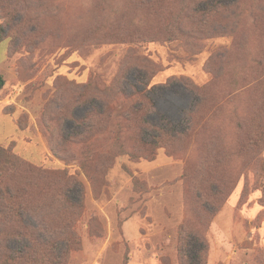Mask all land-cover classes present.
Instances as JSON below:
<instances>
[{"label":"rangeland","instance_id":"374dc122","mask_svg":"<svg viewBox=\"0 0 264 264\" xmlns=\"http://www.w3.org/2000/svg\"><path fill=\"white\" fill-rule=\"evenodd\" d=\"M200 1L0 0V264H59L56 252L65 250L64 264H185L180 248L189 233L206 241L201 264H264V180L256 153L225 167L237 180L215 211L200 209L191 182L205 163V141L220 133L232 143L237 115L258 103L253 85L264 70V0H222L237 16L215 20L222 32L201 36L195 52L185 45L193 39L169 40L148 11L183 12ZM223 50H230L227 58L215 59ZM140 61L155 74L158 110L173 121H182L193 102L182 77L204 85L220 74L212 95L221 110L202 131L201 145L175 156L159 148L153 159L131 158L109 133L98 136L94 147L117 156L91 181L81 167L88 148L73 143V133L124 71L126 84L139 85ZM133 135L123 131L127 151ZM77 216L80 248L73 251Z\"/></svg>","mask_w":264,"mask_h":264},{"label":"trees","instance_id":"16d2710c","mask_svg":"<svg viewBox=\"0 0 264 264\" xmlns=\"http://www.w3.org/2000/svg\"><path fill=\"white\" fill-rule=\"evenodd\" d=\"M148 11L164 24L162 30L169 40L182 39L187 42L193 39L194 42L185 45L194 52L199 51L201 36L209 34L213 37L222 32L214 27L215 20L229 19L232 15H236L230 4L222 0H201L183 12L174 13L160 7H152ZM4 37V30L0 28V43ZM229 54L230 50L219 51L215 59H225ZM144 64L140 61L136 67L139 85L126 84L127 73L124 71L119 78H115L110 85L105 86L103 91L106 99L98 111H93L94 113L91 112L78 121L82 129L73 133V143H84L88 148L83 151L86 160L81 167L91 181L97 179L95 176L97 170L106 171L111 168L117 156L110 147L103 151L94 147L98 136L109 133L108 140L118 143V152L127 154L131 158L153 159L159 148H165L170 155L175 156L187 151L190 145H201V141H197L201 138L202 131L206 129L210 119L221 110V103L212 95L214 82L219 79L220 74L214 72L213 82L204 85L197 84L190 77H182L180 81L192 94L193 102L184 112L182 121H173L158 110L152 97V91L158 83L151 85L155 74L151 73L150 68ZM4 86L5 78L0 73V91ZM90 86H92L91 81ZM253 90L259 94L258 103L252 113L237 115L235 121V127L238 129L237 139L228 143L225 142L224 136L218 133L205 141V163L202 168L196 170L198 175L193 178L194 181L191 179V182L192 190L194 188V191H197L200 209L206 213L212 209L215 211L216 207L221 206L232 191L237 177L226 176L225 167L230 164L233 157H240L245 152L247 154L255 152L254 159L259 162V171L263 172L261 177L264 180V159L258 158L264 151V70L255 80ZM234 111L236 112V109ZM154 116L157 118H153ZM124 130L134 131L129 151L124 149L122 141ZM75 139L78 141L76 142ZM4 153L5 149L0 146V156ZM1 162L0 159V167ZM19 165L28 167L22 162ZM80 206L81 204H78L77 208L80 209ZM73 215L77 214L73 212ZM78 217L73 219V237H70L71 240L73 239V251L80 248V239L75 232ZM191 231L193 232L194 229L192 228ZM189 234L191 240L185 241V245L180 248L185 259L184 263L201 264L207 249L206 241L199 235ZM186 248L189 249L188 252ZM56 255L58 263L64 264L67 261L68 251L56 252Z\"/></svg>","mask_w":264,"mask_h":264}]
</instances>
